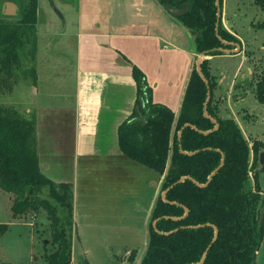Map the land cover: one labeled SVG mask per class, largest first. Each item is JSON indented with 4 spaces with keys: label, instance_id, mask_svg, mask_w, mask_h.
I'll list each match as a JSON object with an SVG mask.
<instances>
[{
    "label": "trees",
    "instance_id": "obj_1",
    "mask_svg": "<svg viewBox=\"0 0 264 264\" xmlns=\"http://www.w3.org/2000/svg\"><path fill=\"white\" fill-rule=\"evenodd\" d=\"M12 1L19 6L17 15L0 18V95L12 92L16 84L13 71L28 62L27 48L31 46L32 62L36 53L38 0ZM222 1L217 33L216 0H156L164 9L189 7L175 18L191 34L196 55L205 53L201 71L208 86L194 66L177 117L168 107L152 102L144 75L132 68L139 110L118 128L119 145L127 157L162 175V192L168 189L166 202L161 196L156 200L149 243L140 264H255L263 241L264 193L258 185L257 168L264 142L247 139L235 119L219 117L212 99L217 81L206 57L222 55L220 48H233L224 42L241 44L222 27ZM255 2L264 9V0ZM32 71L35 82V68ZM252 83L255 99L264 104V73ZM208 92L206 110L216 120V129L204 116ZM141 116H145L143 121ZM185 124L190 126L179 137ZM0 190L12 195L13 218L46 214L55 248L45 251L41 264H82L72 262L73 187L55 183L42 173L34 117L1 101ZM157 219L156 231L152 223ZM6 229V224L0 225V235ZM135 256L131 253L130 260Z\"/></svg>",
    "mask_w": 264,
    "mask_h": 264
},
{
    "label": "crops",
    "instance_id": "obj_2",
    "mask_svg": "<svg viewBox=\"0 0 264 264\" xmlns=\"http://www.w3.org/2000/svg\"><path fill=\"white\" fill-rule=\"evenodd\" d=\"M226 5L227 0H223L222 27L240 41L241 49L219 55L237 60L238 65L231 78L218 76L212 99L219 117L237 122L233 102L238 104L244 95L233 100L232 90L238 76L240 83L248 80L242 69L250 55L244 38H249L251 31L240 19L230 22ZM151 6L154 16L146 20L136 17L130 22L129 32L123 31L124 26L118 22L112 25L104 5L100 11H90L86 6V27L77 24V31L71 35L75 50L71 59L73 72H63L58 78H51L54 73L50 72L41 85L42 77L35 69L36 81L30 94L36 101L30 100L25 113L36 120L42 173L55 183H70L73 187V263L79 259L101 264L97 257L102 256L104 264H140L149 243L151 216L162 194L163 176L127 157L118 139L120 125L139 110L132 68L137 67L144 75L152 102L168 107L177 117L194 58L198 57L194 44L185 43L184 36H175L171 25H165V19L171 23L176 18L156 0H151ZM246 14L238 16L246 18ZM247 26L252 28L249 22ZM206 58L210 74L217 78L211 71L217 56ZM248 71L252 72L250 67ZM239 82L235 88L240 85L237 88L243 90L245 84ZM39 215L12 219L27 221ZM131 253L136 255L134 261L129 258Z\"/></svg>",
    "mask_w": 264,
    "mask_h": 264
},
{
    "label": "rangeland",
    "instance_id": "obj_3",
    "mask_svg": "<svg viewBox=\"0 0 264 264\" xmlns=\"http://www.w3.org/2000/svg\"><path fill=\"white\" fill-rule=\"evenodd\" d=\"M144 2L145 5L141 6ZM254 2L255 0H227L225 7L230 22L240 19L245 25V29L251 31L250 37L244 38L246 50L250 54L248 57L249 64L246 62L242 69L247 74L248 80H246L243 90L241 88L236 89L235 84L240 81V76H238L232 90L233 100L239 95L244 96L238 104L232 100L231 103H234L235 118L247 139L250 141L258 139L264 142V104L255 99V91L251 85L259 74L264 73V49L260 48V46H264V27H260L264 23V9ZM8 3L16 5L18 12L19 6L16 1L0 0V18L12 19L15 17L7 11L6 5ZM103 5L105 13L108 14V19L113 23L112 25L118 22L120 27L124 26L123 31L125 32L130 31V22L137 20L136 17L146 20L154 16L151 0H38L34 62L31 61L32 49L30 46L26 50L28 62L23 64L20 70L13 71V74L16 75V84L12 92L9 95H0V101L6 105H14L25 113V106L30 104V100L31 102L36 101V97L30 94L35 83L32 68H37L41 75V85L44 76L50 72L54 73L51 78H58L63 72L71 74L72 68H74L71 59L75 54L74 38L71 35L77 31V24L86 27L85 20L87 18L84 13L86 6H90V11L95 8L100 11L103 10ZM148 5L150 10H142V8H148ZM244 12L247 13V17L239 18L238 15ZM156 20L158 19L156 18ZM164 21L166 26L171 25L175 36H184L185 43L193 44L191 34L179 21L171 19L174 25L166 19ZM248 22L252 24V28L247 26ZM259 24L260 26H258ZM196 59L195 56L193 67L196 65ZM237 65V60L224 59L217 55V58L212 62L211 69L212 73L217 76V78L215 77L217 83L219 75V77L227 75L231 78ZM248 67L252 72L249 73ZM244 81L239 83L242 84ZM29 116L33 117L32 114ZM261 153H264V149L260 150L259 156ZM263 165L264 163L259 164L257 168V172H259L258 185L262 193H264V171H261ZM11 196V194L0 190V225H7L5 233L0 235V264H41L45 251L50 253L55 248L51 244V229L47 217L45 213L40 212L41 215L36 219L32 217L27 221H14L11 212ZM123 254L120 258H123ZM97 259L101 261V264H104V257L100 256ZM76 260L75 263H78L79 259ZM114 264L125 263L115 262ZM255 264H264V241L257 253Z\"/></svg>",
    "mask_w": 264,
    "mask_h": 264
},
{
    "label": "water",
    "instance_id": "obj_4",
    "mask_svg": "<svg viewBox=\"0 0 264 264\" xmlns=\"http://www.w3.org/2000/svg\"><path fill=\"white\" fill-rule=\"evenodd\" d=\"M6 6H7V11L9 12V14L12 15V16H16V12H17L16 5H14L12 3H8ZM216 6H217V10H218V12H217V23H216V32L218 33L219 19H220V12H221V9H220V6H219V0H216ZM188 9H189L188 6H185L182 9H174V8H172L170 6H167L165 8V11L168 14H170L171 16H173V17H178V16L184 14L185 12H187ZM224 44H228V45L232 46L233 48L232 49L220 48V49H218V51L221 52V53H225V54H228V53H238L240 51V49H241L240 45L239 44H236V43H226V42H224ZM204 58H205V53L198 55V57L196 59V65H195V67H196V71L199 74L200 78L208 86V82H207L206 78L204 77V75H203V73L201 71V63H202V61H203ZM209 100H210V93L208 92L207 93L206 101L204 103V116L207 117V118H209L215 124L214 129H216L217 128V125H218L217 122H216V120L214 118L210 117L207 114V110H206L207 109V104H208ZM188 126H190V125L189 124H185L184 127L179 131V133H178V136L179 137L181 136L182 130L185 127H188ZM191 127L192 128H195L193 126H191ZM223 161H224V158H223V154H222V163H221V165L223 164ZM259 163H260V165H262L264 163V153H261L260 154ZM218 169L219 168H217L215 171L212 172V174L209 176V179L208 180H210L214 176V174L217 172ZM185 179H187V178H182L180 181H184ZM167 192H168V189L165 190V191H163L162 194H161V199L163 201H165V202L167 201L166 200V194H167ZM184 210H185V214H187V212H188L187 209L184 208ZM157 222H158V219L157 220H154L153 223H152V226H153V228L155 230H156V224H157ZM215 232H216V229H215ZM216 236H217V232H216L214 238H216ZM205 256H206V254H204V256L202 258V261L200 263H202L204 261ZM82 264H85V262H82Z\"/></svg>",
    "mask_w": 264,
    "mask_h": 264
}]
</instances>
